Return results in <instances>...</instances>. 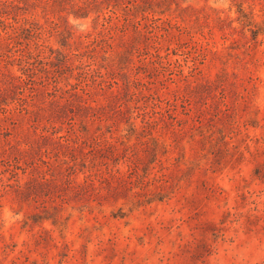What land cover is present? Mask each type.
Here are the masks:
<instances>
[{
    "label": "rangeland",
    "instance_id": "rangeland-1",
    "mask_svg": "<svg viewBox=\"0 0 264 264\" xmlns=\"http://www.w3.org/2000/svg\"><path fill=\"white\" fill-rule=\"evenodd\" d=\"M0 264H264V0H0Z\"/></svg>",
    "mask_w": 264,
    "mask_h": 264
}]
</instances>
